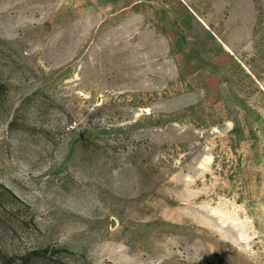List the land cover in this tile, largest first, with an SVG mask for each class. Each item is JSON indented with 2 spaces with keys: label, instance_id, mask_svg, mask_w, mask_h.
<instances>
[{
  "label": "rangeland",
  "instance_id": "374dc122",
  "mask_svg": "<svg viewBox=\"0 0 264 264\" xmlns=\"http://www.w3.org/2000/svg\"><path fill=\"white\" fill-rule=\"evenodd\" d=\"M0 264H264V0H0Z\"/></svg>",
  "mask_w": 264,
  "mask_h": 264
},
{
  "label": "trees",
  "instance_id": "16d2710c",
  "mask_svg": "<svg viewBox=\"0 0 264 264\" xmlns=\"http://www.w3.org/2000/svg\"><path fill=\"white\" fill-rule=\"evenodd\" d=\"M8 192H9V191H8ZM36 253H37V252L33 251L32 253H30V255H32V254H36ZM37 254H38V253H37ZM30 255H29V256H30Z\"/></svg>",
  "mask_w": 264,
  "mask_h": 264
}]
</instances>
